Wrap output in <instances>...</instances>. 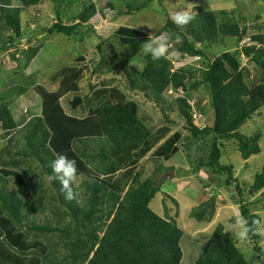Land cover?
<instances>
[{
    "label": "trees",
    "instance_id": "trees-1",
    "mask_svg": "<svg viewBox=\"0 0 264 264\" xmlns=\"http://www.w3.org/2000/svg\"><path fill=\"white\" fill-rule=\"evenodd\" d=\"M41 1L19 0L20 4L13 6L11 0H0V52H6L14 42L23 40L21 12ZM153 1L135 0L126 6L125 13L131 15ZM102 6L113 8L111 2ZM56 14L59 16L58 11ZM190 14L194 19L188 24L177 25L167 19L155 33L156 37L167 34L176 41V50L181 55L202 58V46L221 45L229 37L240 42L247 35V27L239 25L233 18V11H205L196 5ZM97 15L96 5L89 3L75 15L74 23L65 24L57 19L46 28V33L76 36L82 42L80 28L89 25ZM91 30L89 28L87 32ZM117 36L119 42L116 45L110 42V57L101 59L94 72L119 75L124 87L142 93L154 102L168 122L171 121L160 107L161 103H166L163 93L170 89L179 95L174 102L184 121L182 127L188 132L187 138L204 142L208 149L207 156L199 158L193 172L206 167L214 174L224 175V185H234L239 195L240 216L253 229L248 239L253 244L252 249L259 254L257 228L260 218L250 208L253 203L243 199L245 189L234 177L232 164H223L220 158L222 142L231 139L236 141L237 151L244 160L260 152L259 132L247 137L237 130L264 105V33L251 34L249 43L241 50L216 55L198 72V80L191 84L188 82L193 73L184 67L173 69L166 56L153 59L151 54H144L141 69L132 64L147 40L138 29L120 26L116 29ZM30 40L21 50V59L11 55L13 60L22 62L24 68L41 49L40 44L33 46ZM241 54L255 69L251 74L257 78L256 82H251L254 78L250 71L241 65ZM63 73L67 72L59 71V74ZM67 74L55 92L50 93L41 85L35 88L42 96L43 115L32 116L21 127L12 115L7 97L0 95V139L6 142L0 149V264H180L183 230L169 218L165 201H162L163 216L149 207L160 191L159 177L170 170L176 173V169L158 165L144 179H140V171H135L132 177L129 176V183L128 179L123 183L126 187L123 194L108 187L105 179L146 153L153 134L138 117L136 105L135 108L120 100H110L113 93L119 95L118 98L125 96L117 87H111L115 78L102 81L99 84L102 88L93 90L95 87L91 86V95L83 96L88 107L85 118L96 135L85 131L70 134L62 130L59 114L64 112L59 101L64 95L79 92L75 72ZM56 77L61 76L57 73ZM201 85L205 87L213 114L212 123L202 128L194 125L191 105L185 96ZM26 90V87L16 86L15 93ZM83 97L74 96L73 107L80 105ZM66 118L77 120L70 116ZM209 136L210 139L205 141ZM180 138L179 132L174 133L165 148ZM60 154L76 160L77 176L81 177L79 184L74 185L76 196L71 201L65 199L60 181L51 179V164ZM263 188L264 162L248 189L255 194ZM210 200L198 206L190 216L197 222L210 221L214 213V203ZM54 203L57 208L51 213L53 220L37 221L38 214H43L49 204ZM253 221L260 223L256 225ZM193 264L249 262L224 226L218 223Z\"/></svg>",
    "mask_w": 264,
    "mask_h": 264
},
{
    "label": "rangeland",
    "instance_id": "rangeland-1",
    "mask_svg": "<svg viewBox=\"0 0 264 264\" xmlns=\"http://www.w3.org/2000/svg\"><path fill=\"white\" fill-rule=\"evenodd\" d=\"M11 1L13 6L20 4L19 0ZM133 1L135 0H42L38 5L24 9L20 15L23 40H17L9 46L10 49L6 52H0V95L4 94L7 97L6 100L10 102L12 115L18 127H21L32 116L43 115L40 110L41 99H39V94L35 88L41 85L51 90L52 86L55 87L57 82L59 84L64 77H67V73H63L60 78H57L56 74L60 75V70L69 71V74L72 75L75 72L77 79H79V92H71L60 99L59 105L64 113L63 115L59 114L61 117L59 126L70 134H80L85 131L86 134L96 135V131L91 129L89 121L85 118L88 107L83 96L91 95V86L94 85L93 90H96L102 88L99 85L102 81L115 78L116 82L111 87H117L125 96L118 98L119 95L115 96L113 93L110 100H120L134 107L136 105L138 117L150 128L154 138L146 153L134 159V163L115 173L111 178H106V185L123 194L126 189L123 183L126 179L129 183V176L132 177L135 171H140L142 174L140 179H144L151 175L158 165L165 166L167 169L173 167L176 169V173L174 170L173 177L159 182L161 184L160 191L151 200L149 207L157 215L163 216L162 201H165L169 218H173L179 228L183 230L180 241L183 255L180 264L194 263L218 223L222 224L225 231L231 235L238 250L249 264H264V188L255 194L248 189L254 174L260 170L264 162V105L237 130L247 137L259 132L261 134L258 141L260 152L244 160L237 151L236 141L231 139L222 142V156L220 158L221 163L232 164L234 177L245 189L242 194L243 199L253 203L250 208L260 218L261 223L257 228L258 247L260 249V257H258L259 254L252 249L251 240H238L231 229L236 220L241 218L238 205L239 195L234 185H224L225 176L214 174L206 167H201L197 172H193L199 158L207 156L208 149L203 145L204 142L187 138L188 132L182 127L184 121L174 102L179 95L167 89L163 93L166 103L160 105L169 121L175 123L172 124L164 118L160 108L154 102L146 99L142 93H135L124 87V82L119 75L116 73L101 74L100 71L94 72L101 59L108 60L110 57V42L114 45L119 42L118 36L116 38V29L120 26L138 29L147 38L132 62L137 69H141L145 62V53L143 52L145 44L150 39L159 38L155 36V33L176 12L188 11L190 14L196 5L205 11L221 9L233 11V18L239 25L247 27V35L240 42L229 37L225 38L221 45L202 46L204 54L202 58L181 55L176 50V41L171 40L167 34L160 36L168 38V53L165 56L170 60L172 68L184 67L193 73L192 80L188 82L191 84L198 80V72L216 55L223 51L241 50L244 45L249 43L251 34L264 33V0H201L193 3H189L187 0H154L147 7L128 15L125 13L126 6ZM107 2H111L113 8L102 6ZM89 3L96 5L98 15L90 21L89 25H83L80 28L83 35H81L83 37L82 42H79L76 36H65L57 32L46 33V28L57 19L65 24L74 23L75 15ZM57 11L59 16L56 14ZM89 28L92 30L87 32ZM29 38H31V45L40 44L41 49L36 58L24 68L23 63L15 59H21V50L27 47ZM12 54L15 56L14 60L11 57ZM79 56L82 58H78ZM239 57L241 65L246 67L250 74L254 72L255 69L248 63L247 59L242 54ZM70 70L74 72H70ZM252 77L254 79L251 82H256L257 78L254 74ZM18 85L26 87V92L19 91L20 93L16 94L15 89L16 86L19 87ZM78 94L83 98H81L80 105L73 107L71 101ZM185 96L191 105L194 125L202 128L211 124L213 114L208 105L205 87L198 86L190 90ZM92 100L94 99L92 98ZM65 115L77 120L67 119ZM176 132L180 133L181 138L165 148L168 145V140ZM14 137L17 139L18 133L14 134ZM209 139L210 136L205 141ZM91 141L94 142L95 139ZM4 145L6 142L0 139V149ZM173 148L177 150L174 151ZM168 172L163 173L159 180ZM80 180L81 177L77 176L75 185L79 184ZM209 200L214 203V213L211 220L197 222L190 216V213ZM56 208L57 203L49 204L47 211L38 214L37 221L45 223L46 220H53L51 213ZM39 241L42 242V240Z\"/></svg>",
    "mask_w": 264,
    "mask_h": 264
},
{
    "label": "clouds",
    "instance_id": "clouds-1",
    "mask_svg": "<svg viewBox=\"0 0 264 264\" xmlns=\"http://www.w3.org/2000/svg\"><path fill=\"white\" fill-rule=\"evenodd\" d=\"M177 25H186L194 16L189 14L188 11H178L170 17ZM168 38L159 37L150 39L145 44L143 52L145 54H151L153 59H159L164 57L168 53ZM52 176L51 179H57L60 181L62 191L65 193V199L71 201L75 199L76 192L74 185L78 174L76 160L70 159L64 154H60L51 164ZM259 221H253V224L259 225ZM232 231L240 241H245L249 238L250 232L253 231L246 219H237L235 224L231 226Z\"/></svg>",
    "mask_w": 264,
    "mask_h": 264
},
{
    "label": "crops",
    "instance_id": "crops-1",
    "mask_svg": "<svg viewBox=\"0 0 264 264\" xmlns=\"http://www.w3.org/2000/svg\"><path fill=\"white\" fill-rule=\"evenodd\" d=\"M67 73H69V71H67ZM67 75H68V74H67ZM60 76H62V74H60ZM58 78H60V77H58ZM54 86H55V87H53V86L51 87V90H49V89H46V88H45V89H46L48 92H50V93H51V92H54V91H56V89H58V87H59V84H58V82H57V84H55ZM42 87H43V86H42ZM37 92H38V91H37ZM37 94H39V93H37ZM41 97H42V96L39 94V99H42ZM64 97H65V95H64V96H62L61 98H64ZM41 103H42V102H41ZM40 110H41V109H40Z\"/></svg>",
    "mask_w": 264,
    "mask_h": 264
},
{
    "label": "water",
    "instance_id": "water-1",
    "mask_svg": "<svg viewBox=\"0 0 264 264\" xmlns=\"http://www.w3.org/2000/svg\"><path fill=\"white\" fill-rule=\"evenodd\" d=\"M174 171L170 170L164 177L160 179V182L163 181L164 179H169V177H173ZM251 192V190H250Z\"/></svg>",
    "mask_w": 264,
    "mask_h": 264
}]
</instances>
